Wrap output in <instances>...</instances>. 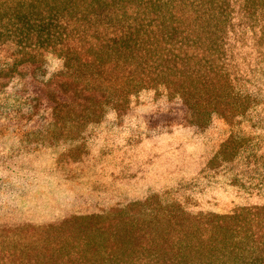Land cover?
Wrapping results in <instances>:
<instances>
[{"label": "trees", "instance_id": "1", "mask_svg": "<svg viewBox=\"0 0 264 264\" xmlns=\"http://www.w3.org/2000/svg\"><path fill=\"white\" fill-rule=\"evenodd\" d=\"M7 50L8 57L0 55V94L18 81L20 103L0 112V135L22 143L46 118L52 129L65 118L92 120L110 103L108 94L125 104L159 85L171 104L159 114H184L186 122L245 117L249 99L264 108L262 95L245 100L229 80L231 72H261L264 79V0H0V52ZM49 56L63 68L46 77L56 62ZM236 137L229 134L211 157L213 164L233 155L237 176L246 174L235 198L201 214L173 207L169 219L152 222L175 229L154 235L139 234L146 220L131 207L92 214L72 201L59 224L24 235V227L3 228L0 264H264V149L244 163L243 145L257 144ZM8 213L2 204L0 221Z\"/></svg>", "mask_w": 264, "mask_h": 264}, {"label": "rangeland", "instance_id": "2", "mask_svg": "<svg viewBox=\"0 0 264 264\" xmlns=\"http://www.w3.org/2000/svg\"><path fill=\"white\" fill-rule=\"evenodd\" d=\"M9 52L0 55L8 57ZM53 59L56 62L48 64L46 77L63 68L62 61L49 56ZM259 74L263 75L231 72L229 80L245 100L254 93L264 97V79ZM5 82L0 77V85ZM17 86L15 81L0 94V112L16 110L20 103ZM162 87L140 90L125 104L126 99L120 103L117 96L108 94L110 103L97 108L92 120L65 118L52 129L46 118L38 124L40 133L25 143L9 134L0 135V185L4 188L0 206L9 209L0 221V232L24 227V235L59 224L60 211L73 201L84 211L91 207L92 214L131 207L146 220L141 222L140 235L162 234L175 228L169 223L159 228L152 219H169L173 207L181 205L188 214H201L214 202L235 198L234 186L246 174L237 176L233 155L213 164L211 157L232 133L238 140L254 139L257 144L243 145L242 162H248L253 152L260 154L264 148L255 150L264 145V108L254 109L249 99L251 109L245 117L229 122L218 115L210 123L199 122V118L186 122L184 114L175 118L159 114L171 108L163 99ZM206 182L212 187L208 194L203 191ZM62 213L72 215L68 210Z\"/></svg>", "mask_w": 264, "mask_h": 264}]
</instances>
